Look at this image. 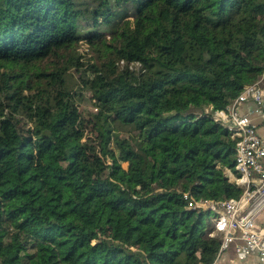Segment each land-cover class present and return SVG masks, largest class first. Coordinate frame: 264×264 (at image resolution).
<instances>
[{"label":"trees","instance_id":"obj_1","mask_svg":"<svg viewBox=\"0 0 264 264\" xmlns=\"http://www.w3.org/2000/svg\"><path fill=\"white\" fill-rule=\"evenodd\" d=\"M263 68L264 0H0V264H212Z\"/></svg>","mask_w":264,"mask_h":264},{"label":"built area","instance_id":"obj_2","mask_svg":"<svg viewBox=\"0 0 264 264\" xmlns=\"http://www.w3.org/2000/svg\"><path fill=\"white\" fill-rule=\"evenodd\" d=\"M254 106L253 114L264 120V68L257 81L242 89L224 109L205 107L201 115L210 117L232 137L237 138L235 148L236 174L226 170L229 180L242 188L238 198L224 201H196L183 194L187 208L207 213L213 234L220 238L217 258L212 264H222V255L234 251L239 264H264V232L258 228L257 219L264 212V135L244 108ZM208 215H210L208 217Z\"/></svg>","mask_w":264,"mask_h":264},{"label":"crops","instance_id":"obj_3","mask_svg":"<svg viewBox=\"0 0 264 264\" xmlns=\"http://www.w3.org/2000/svg\"><path fill=\"white\" fill-rule=\"evenodd\" d=\"M254 106L251 104L248 108L243 109V113L251 114V118L257 125V132L261 135H264V120L253 114ZM258 228L264 232V212L257 219ZM222 264H239L238 259L236 258L234 251L229 249L225 254L222 255L221 259ZM247 262L250 264H257L255 257L248 258Z\"/></svg>","mask_w":264,"mask_h":264},{"label":"rangeland","instance_id":"obj_4","mask_svg":"<svg viewBox=\"0 0 264 264\" xmlns=\"http://www.w3.org/2000/svg\"><path fill=\"white\" fill-rule=\"evenodd\" d=\"M81 52H86V47H82ZM67 79H68L67 82L70 84L69 86H71V88L74 87V84H73L74 80L72 78V75L69 76ZM84 109H90L92 111L95 110V108H93L92 102L90 100H88V97L80 102V110L82 111ZM209 216L210 215H208V217ZM206 218H207V216L205 215V219ZM209 225H210V223H209Z\"/></svg>","mask_w":264,"mask_h":264}]
</instances>
